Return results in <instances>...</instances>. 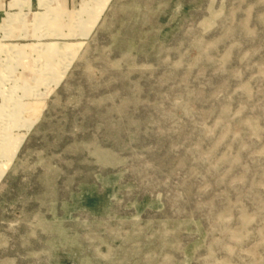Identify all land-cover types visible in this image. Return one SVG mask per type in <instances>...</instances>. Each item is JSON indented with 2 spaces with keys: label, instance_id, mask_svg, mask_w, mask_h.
Returning a JSON list of instances; mask_svg holds the SVG:
<instances>
[{
  "label": "rangeland",
  "instance_id": "rangeland-1",
  "mask_svg": "<svg viewBox=\"0 0 264 264\" xmlns=\"http://www.w3.org/2000/svg\"><path fill=\"white\" fill-rule=\"evenodd\" d=\"M15 3L0 264H264V0Z\"/></svg>",
  "mask_w": 264,
  "mask_h": 264
},
{
  "label": "crops",
  "instance_id": "crops-1",
  "mask_svg": "<svg viewBox=\"0 0 264 264\" xmlns=\"http://www.w3.org/2000/svg\"><path fill=\"white\" fill-rule=\"evenodd\" d=\"M14 3H12V1L9 0H0V24L2 23L4 16H5V11L6 8L8 9L9 6L11 5H17V3H15V0H13ZM41 0H26V3H29L31 5L36 4L39 5ZM44 19L39 18L37 21L38 22H42ZM46 21V20H44Z\"/></svg>",
  "mask_w": 264,
  "mask_h": 264
}]
</instances>
